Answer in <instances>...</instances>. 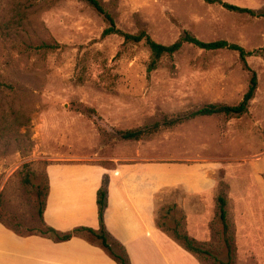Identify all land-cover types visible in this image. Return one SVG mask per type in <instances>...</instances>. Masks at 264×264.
I'll use <instances>...</instances> for the list:
<instances>
[{"label":"rangeland","instance_id":"rangeland-1","mask_svg":"<svg viewBox=\"0 0 264 264\" xmlns=\"http://www.w3.org/2000/svg\"><path fill=\"white\" fill-rule=\"evenodd\" d=\"M100 1L119 28L146 30L161 43H173L188 31L207 42L226 39L249 51L264 48L263 16L218 3ZM223 1L264 12V0ZM107 26L85 0H0V214L20 233L46 230L39 209L45 169L54 161L98 162L109 168L131 162L200 163L205 178L219 180V190L221 181L228 184L232 202L257 190L252 166L264 157V52L247 57L258 88L243 115L197 116L140 140H124L117 130L151 126L209 103L238 104L251 71L237 51L193 44L163 56L148 71V46L125 43L118 34L104 36ZM231 205L233 264H247L243 246L249 234L237 228V207ZM175 217L181 221L177 209ZM214 226L222 229L217 216ZM172 227L168 220L165 228ZM263 240L258 234L255 245ZM201 243L212 252L202 255L205 264L228 260L222 236Z\"/></svg>","mask_w":264,"mask_h":264},{"label":"crops","instance_id":"crops-1","mask_svg":"<svg viewBox=\"0 0 264 264\" xmlns=\"http://www.w3.org/2000/svg\"><path fill=\"white\" fill-rule=\"evenodd\" d=\"M171 164L131 162L109 168L98 162H49L45 169L49 190L43 220L62 233L82 226L98 230L97 193L106 178L105 226L111 237L125 245L131 264H203L159 227L157 218L162 207L175 206L183 215L184 232L199 242L212 241L219 180L205 178L200 163L181 167ZM252 170L256 192L242 193L233 202L231 193L227 205H236L237 228L249 234L248 245L243 246V256L250 260L247 264H264V240L263 245H255V236L264 239V157L254 163ZM227 180L234 191L236 184L228 173ZM247 202L245 209L243 204ZM0 264L118 263L84 234L66 240L43 233L21 235L0 221Z\"/></svg>","mask_w":264,"mask_h":264},{"label":"trees","instance_id":"trees-1","mask_svg":"<svg viewBox=\"0 0 264 264\" xmlns=\"http://www.w3.org/2000/svg\"><path fill=\"white\" fill-rule=\"evenodd\" d=\"M89 5L92 6L99 14H101L104 19L108 22V26L104 29L103 35L118 34L124 38L125 43H141L143 42L150 49V61L147 67L148 71H153L157 68L160 60L165 55L172 56L174 53L178 52L184 44H193L199 48L206 50H215V49H230L237 51L241 60L243 61L245 67L251 71L250 83L247 91L244 93L243 98L238 104H220V103H209L201 106L198 109L186 112L183 114H178L173 117H166L161 122H155L151 126L140 127V128H131L125 130H117L119 137L124 140H140L146 135L159 131L161 128L171 127L173 125H178L184 123L186 120L195 118L197 116H212L218 114H224L226 116H241L246 113L249 109L251 100L254 98L256 89L258 88V75L255 70H253L247 61V57L251 55H256L258 53L264 52V48L258 50H247L243 45L230 42L226 39H217L212 41H205L197 36L191 34L188 31H185L176 41L170 44H165L155 40L146 30H140L136 33L126 32L117 26L114 16L105 9V6L100 0H85ZM209 3H218L223 7L232 10L234 12L248 13L252 16H263L264 12L256 11L254 8L243 7L237 4L226 2L223 0H205ZM46 191L44 192V197L42 201V206L39 209L42 222L46 227V230L43 231V234L49 235L52 239L55 240H66L71 238L75 234H84L87 236L88 240L91 242H98L116 261L118 264H131L130 257L127 253L125 245H122L119 241L111 237L108 233L105 222H104V213L107 206V180H104L102 187L98 190L97 193V204L99 210V221L100 228L98 230L90 227H77L74 230L66 233H62L55 229L54 227L47 226L43 220V211L46 205L47 194L49 190L48 177ZM228 184L225 181H221V189L216 196V216L220 218L222 222V229L218 230L214 226V221L211 223L213 230V239L214 236L219 238L222 236L225 247L227 249L228 260L222 262V264H233V256L235 251V237L233 233V228L230 223V218L228 216L227 204H228V195L226 189ZM160 211H163V214L159 215L157 219V224L163 230L172 234L178 242L181 243L183 247L195 254L198 259L203 263L202 255L211 256L212 252L210 247L203 245L201 242L197 241L195 238L189 236L186 232L181 229L182 218L179 222L176 217V208L175 206L162 207ZM160 213V212H159ZM168 220L173 221V227L169 230L165 228V225L168 223ZM0 221L4 223L9 228L13 229L18 234H30V233H20L15 228L6 223L0 214Z\"/></svg>","mask_w":264,"mask_h":264}]
</instances>
